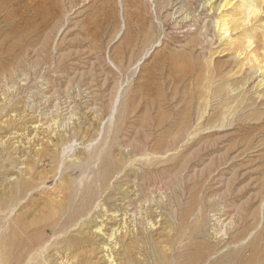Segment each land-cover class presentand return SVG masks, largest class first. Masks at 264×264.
Listing matches in <instances>:
<instances>
[{"label":"rangeland","instance_id":"1","mask_svg":"<svg viewBox=\"0 0 264 264\" xmlns=\"http://www.w3.org/2000/svg\"><path fill=\"white\" fill-rule=\"evenodd\" d=\"M243 1L245 0H0V143L10 140L4 149L0 146V195L4 190L3 178L12 171L10 165L14 162L9 163L11 157L16 156L13 153L10 159L6 156L3 158L2 151L6 149H17L18 154L23 156L20 160L33 168L31 176L37 178L40 174L37 181L41 180L40 183L46 185L44 194L34 192L26 200L24 205L28 208L23 216L25 226L15 227L13 231L8 228L0 235L2 264L23 263L32 247H39L49 237L48 241L54 239L53 234L60 230L61 225L56 227L51 219L61 210L65 215L68 213V219L65 218L63 222L68 225L73 222L79 210L75 209V205H70L71 210L66 207V211V201L60 205L51 203L52 199H61L53 198L50 194L52 190L61 185L63 195L67 191L69 197H75L80 202L103 185L100 178L102 167L106 161L114 160V157L122 159V162L127 158L130 161L132 159L131 168L129 167L132 172L128 169L129 175L124 178L126 183L121 179L122 187L119 191L123 195L121 197H125V202L133 201L129 209L134 217L127 218L129 221L125 225L138 228L136 225L144 224V219L148 218V222L155 227L150 233L144 230V236L156 240V256L161 255L163 263L264 264V97L257 99L253 87L262 77L264 79V63L259 67L258 74L254 75L250 72L254 69L248 61L250 58L246 59L243 54L237 58L240 48L254 42L247 49L253 54V47L258 48L261 44L264 7L257 16H252L246 22L248 5ZM244 51L241 50L243 53ZM261 53L260 50V57ZM5 80H12L14 84L16 82L13 90L10 89L13 93L7 89ZM2 82L7 86L2 85ZM74 86L75 91L72 88ZM8 92H11L10 96ZM34 99L40 102L35 103ZM38 104H42V107ZM51 105L55 107L52 108ZM32 107H35L36 112ZM69 119L72 120L69 122ZM53 120H57L58 124ZM60 125H66L62 127L65 132ZM99 126L101 131H98ZM40 144L49 154L48 158H41L43 160L40 159L37 163L32 158L39 151H32V147ZM66 145H70L68 149L72 152L60 156ZM124 146L127 147L126 150ZM126 153H130L128 157ZM53 154H57V157H52ZM159 156L160 159L157 160ZM59 162L63 167L61 174L64 177L60 175L58 178L56 167ZM147 178L149 180H145ZM70 180L72 181L69 182ZM142 180L144 183L149 181L150 185L144 184ZM156 189L162 190L163 195L156 192ZM166 192L170 193L167 195ZM41 208L44 210L40 212ZM216 213L220 215L217 216ZM210 218L218 219L224 225L230 220L232 223L228 226L233 231H228V237L218 235L213 239L207 232L213 223ZM131 220L134 221L130 223ZM34 221L38 223L34 224ZM224 225L219 227L220 230ZM144 227L145 224L143 229ZM60 231H64V228ZM75 233L68 232L60 236V239H75ZM155 236H161V239ZM38 238L43 241L38 242ZM171 240H174V245L169 242ZM159 241L163 248L158 244ZM54 244L55 242L51 243L44 257L52 255ZM147 247H142L141 244L138 258L142 264H155V256L150 255V247Z\"/></svg>","mask_w":264,"mask_h":264},{"label":"bare ground","instance_id":"2","mask_svg":"<svg viewBox=\"0 0 264 264\" xmlns=\"http://www.w3.org/2000/svg\"><path fill=\"white\" fill-rule=\"evenodd\" d=\"M46 1V0H45ZM149 1V0H148ZM172 1V0H171ZM206 1H212V0H206ZM231 1V0H230ZM147 2V1H146ZM244 2V4L246 5H248V7L246 8V11H247V13H246V15H245V21L246 22H249V20L252 18V16H257L260 12H261V10H262V8L264 7V0H245V1H243ZM143 3V2H142ZM169 3V2H168ZM205 3V2H204ZM45 4V3H44ZM171 4H172V2H171ZM120 5V4H119ZM124 5V4H123ZM169 4H167V6H168ZM209 5V4H208ZM211 5V4H210ZM13 6V5H12ZM166 6V7H167ZM171 6V5H170ZM173 8H174V6H173ZM179 8V7H178ZM208 8H210L209 6H208ZM219 8H222V6H219ZM6 9V8H5ZM29 9V8H28ZM218 9V8H217ZM165 10V9H164ZM171 10V9H170ZM173 10V9H172ZM210 10V9H209ZM179 11V10H178ZM48 12V11H47ZM65 12V11H64ZM172 12V11H171ZM182 12V11H181ZM21 13V12H20ZM178 13V12H177ZM174 14V13H173ZM15 15V14H14ZM13 15V16H14ZM171 15V14H170ZM182 15V14H181ZM188 15V14H187ZM182 16H184V15H182ZM23 17V16H22ZM31 17V16H30ZM15 18V17H14ZM184 18H186V17H184ZM64 20V19H63ZM183 20V19H182ZM21 24V23H20ZM26 24H27V22H26ZM30 24H32V23H30ZM216 26H217V24H216ZM262 27H264V26H262ZM27 29V28H26ZM263 30V29H262ZM262 30H260V31H262ZM262 34H261V36H262V39H261V44H259V46H258V48H255V47H253V54H251L250 52H248V48H250V47H252L253 45H254V42L253 43H251L249 46H246V47H243V48H240V53L238 54V56H237V58L239 59V56H241L242 54L243 55H246V59H248V58H250V60H248L249 61V63L251 64V65H253V67H254V69L253 70H251L250 72L252 73V74H254V75H257L258 74V70H259V67H262V64L264 63V32H261ZM4 34H6V33H4ZM13 35H14V33H13ZM61 35V34H60ZM219 37H221V36H219ZM12 38V37H11ZM260 39V38H259ZM13 41V40H12ZM11 41V42H12ZM16 41V40H15ZM4 42V41H3ZM6 42V41H5ZM260 43V42H259ZM257 47V46H256ZM241 50H245L244 51V53L243 52H241ZM260 50L262 51V53H261V57H260ZM42 51V50H41ZM259 51V52H258ZM44 52V51H43ZM26 53V52H25ZM34 53V52H33ZM257 53V54H256ZM40 54V53H39ZM38 55V54H37ZM4 57V56H3ZM28 61V60H27ZM24 62V61H23ZM32 62V61H31ZM30 62V63H31ZM21 66V65H20ZM40 66H41V64H40ZM13 70V69H12ZM21 70V69H20ZM30 72V71H29ZM17 73V72H16ZM7 75V74H6ZM261 75V74H260ZM10 76V75H9ZM3 77V76H2ZM13 77V76H12ZM6 79H7V77H5ZM11 78V77H10ZM9 78V79H10ZM8 80V79H7ZM19 80V79H18ZM45 80V79H44ZM0 81H1V79H0ZM6 81V80H5ZM4 81V82H5ZM21 81H22V78H21ZM7 82V85L4 83L3 84V82H2V85H4V86H7V89L8 90H13V88L12 87H14L15 86V84H16V82H15V84L12 82V80L11 81H6ZM9 83H12V85H9ZM23 83V82H22ZM38 85V84H37ZM36 85V86H37ZM44 85V84H43ZM48 85V84H47ZM50 86V85H49ZM56 86H58V85H56ZM62 86V85H61ZM51 87V86H50ZM253 87H255V95H256V98L258 99H260V98H262V97H264V79H263V77L260 79V80H258L257 81V83L256 84H254V86ZM40 88H41V86H40ZM66 88V87H65ZM72 88H75V86L74 87H72ZM6 89V91H8ZM59 89V88H58ZM67 89V88H66ZM69 89H71V87L69 86ZM4 90V89H3ZM10 90V91H11ZM32 90V89H31ZM42 90V89H41ZM73 90V89H72ZM76 90V88L73 90V91H75ZM252 90V89H251ZM253 90V91H254ZM257 90H258V93H257ZM261 90V91H260ZM2 91V90H1ZM53 91H55V90H53ZM59 91V90H58ZM61 91V90H60ZM66 91V90H65ZM68 91V90H67ZM66 91V92H67ZM79 91H81V89L79 90ZM12 93H13V91H11ZM10 92V93H11ZM16 92V91H15ZM28 92H29V90H28ZM9 93V92H8ZM10 93H9V96H10ZM36 93V92H35ZM46 93V92H45ZM64 93V92H63ZM73 93V92H72ZM83 93V92H82ZM86 93H88V92H86ZM2 94V93H1ZM7 94V93H6ZM5 94V95H6ZM75 94V93H74ZM73 94V95H74ZM84 94V93H83ZM4 95V94H3ZM37 95V94H36ZM35 95V96H36ZM40 95H42V94H40ZM50 95V94H49ZM54 95V94H53ZM58 95H59V93H58ZM69 95V94H68ZM67 95V96H68ZM71 95V94H70ZM72 95V96H73ZM118 95V94H117ZM243 95V94H242ZM8 96V97H9ZM63 96V95H62ZM253 96V95H252ZM2 97H4V96H2ZM7 97V98H8ZM51 97V96H50ZM49 97V98H50ZM79 97V96H78ZM84 97H85V95H84ZM87 97V96H86ZM89 97V96H88ZM118 97V96H117ZM237 97V96H236ZM6 98V97H5ZM37 98V97H36ZM44 98L45 97H43V101H45L44 100ZM52 99H53V97H51ZM60 98V97H59ZM254 98H255V96H254ZM30 99H32V97L30 98ZM41 99H42V96H41ZM77 99V98H76ZM86 99V98H85ZM116 100H117V98H115ZM256 99V100H257ZM4 100V99H3ZM33 100V99H32ZM54 100H55V98H54ZM115 100V101H116ZM7 101H8V99H7ZM18 101V100H17ZM34 101H35V99H34ZM36 101H37V99H36ZM36 101H35V103H36ZM46 101H47V99H46ZM56 102H57V100H55ZM261 101V100H260ZM4 102H6L5 100H4ZM26 102V101H25ZM29 102V101H28ZM38 103L40 102V101H37ZM42 102V101H41ZM62 101H60V103H61ZM79 102V101H78ZM86 102V101H85ZM84 102V103H85ZM33 103V102H32ZM32 103H31V105H32ZM34 103V104H35ZM44 102H42V104H43ZM47 103V102H46ZM54 103V102H53ZM65 103V102H64ZM72 103V105H73V102H71ZM87 103V102H86ZM114 102L112 101V105H114L113 104ZM7 104V103H6ZM10 104V103H9ZM28 104V103H27ZM41 104V105H42ZM63 104V103H62ZM70 104V103H69ZM30 105V106H31ZM38 105H40V104H38ZM40 105V106H41ZM54 105H56V103L54 104ZM64 105V104H63ZM84 105V104H83ZM88 105V104H87ZM22 106V105H21ZM29 106V105H28ZM42 106H44V104L42 105ZM41 106V107H42ZM62 106V105H61ZM70 106V105H69ZM85 106V105H84ZM18 107V106H17ZM25 107V106H24ZM51 107H52V105H51ZM53 107H55V106H53ZM52 107V108H53ZM64 107V106H63ZM26 108V107H25ZM27 108H29V107H27ZM33 108V107H32ZM46 108V107H45ZM80 108H81V105H80ZM84 108V107H83ZM2 109V108H1ZM31 109V108H30ZM35 109V107L33 108V110ZM38 109V108H37ZM44 109V108H43ZM55 109H57V108H55ZM55 109H53V110H55ZM63 109V108H62ZM96 109V108H95ZM3 110V109H2ZM22 110H23V108H22ZM32 110V109H31ZM32 110V111H33ZM45 110H47V108L45 109ZM52 110V109H51ZM65 111H67V109H64ZM82 110V109H81ZM84 110V109H83ZM27 111H28V109H27ZM30 111V110H29ZM35 111V110H34ZM33 111V112H34ZM38 111V110H37ZM59 111V110H58ZM60 111H61V109H60ZM72 111V110H71ZM87 111H88V109H87ZM86 111V112H87ZM112 111V110H111ZM111 111H109L110 112V114H111ZM36 112V111H35ZM39 112V111H38ZM44 112H46V111H44ZM57 112V111H56ZM55 112V113H56ZM61 112H64V111H61ZM68 112V111H67ZM6 113V112H5ZM14 113V112H13ZM40 114H42L41 112H39ZM51 113V112H50ZM58 113V112H57ZM64 113H66V112H64ZM69 113V112H68ZM113 113V112H112ZM19 114V113H18ZM33 114H35V113H33ZM36 114H38V113H36ZM46 114H47V112H46ZM72 114V113H71ZM70 114V115H71ZM76 114V113H75ZM95 114V113H94ZM52 115H53V113H52ZM56 115V114H55ZM61 115L63 116V113H61ZM65 115V114H64ZM82 115V114H81ZM13 116V115H12ZM21 116V115H20ZM19 116V117H20ZM24 116V115H23ZM43 116H45V115H43ZM48 116H49V114H48ZM61 116V117H62ZM76 116V115H75ZM112 116V115H111ZM15 117H16V112H15ZM36 117V116H35ZM39 117V116H38ZM78 117V116H77ZM76 117V118H77ZM13 118V117H12ZM34 118V117H33ZM52 118V117H51ZM50 118V119H51ZM63 118V117H62ZM71 118V117H70ZM83 118V117H82ZM10 119V118H9ZM39 119V118H38ZM43 119V118H42ZM47 119V118H46ZM75 119V118H74ZM73 119V120H74ZM105 119V118H104ZM16 120V119H15ZM44 120V119H43ZM61 120V119H60ZM63 120H65V119H63ZM72 120V119H71ZM70 119H69V122L71 121ZM0 121H1V119H0ZM40 121V120H39ZM51 121H52V119H51ZM53 121H55V120H53ZM75 121H76V119L74 120V123H75ZM97 121V120H96ZM11 122V121H10ZM18 122V121H17ZM47 124H50V123H48V121L46 120L45 121ZM56 123H57V120L55 121ZM68 122V123H69ZM46 123H45V125H46ZM51 123H53V125H54V122H51ZM65 123V122H64ZM64 123H63V125H64ZM95 123V122H94ZM2 124V123H1ZM0 124V125H1ZM58 124V123H57ZM61 124V123H60ZM65 124H67V122L65 123ZM84 124V123H83ZM4 125V124H3ZM38 125H40V124H38ZM59 126L61 129H62V127H65V126ZM68 125V124H67ZM30 126V125H29ZM46 126H48V125H46ZM52 126V125H51ZM77 126V125H76ZM50 126H48V128H49ZM68 127H69V125H68ZM15 128V127H14ZM57 128H58V126H57ZM60 128H58V129H60ZM98 128H100V126L98 127ZM28 129V128H27ZM52 129V128H51ZM198 129V128H197ZM1 130V129H0ZM63 130V129H62ZM61 130V131H62ZM72 130V129H71ZM74 130H75V128H74ZM192 130V129H191ZM14 131V130H13ZM12 131V132H13ZM24 131V130H23ZM59 131V130H58ZM64 131V130H63ZM67 131H69V130H67ZM77 131V130H76ZM89 131V130H88ZM98 131H101V128H100V130H98ZM104 131V130H103ZM11 132V131H10ZM16 132V131H15ZM39 132H40V130H39ZM42 132V131H41ZM65 132V131H64ZM70 132V131H69ZM83 132V131H82ZM84 132H86V131H84ZM95 132V131H94ZM195 132V131H194ZM198 132V131H197ZM59 133V132H58ZM57 133V134H58ZM63 133V132H62ZM89 133V132H88ZM101 133V132H100ZM99 133V134H100ZM103 133V132H102ZM114 133V132H113ZM151 133V132H150ZM190 133V132H189ZM35 134V133H34ZM33 134V135H34ZM52 134H53V132H52ZM52 134L50 135V137L52 136ZM66 134V133H65ZM74 134V133H73ZM98 134V135H99ZM104 134V133H103ZM193 132H192V136H193ZM39 135H41V134H39ZM59 135V134H58ZM81 135V134H80ZM114 135V134H113ZM187 135V134H186ZM190 135V134H189ZM189 135H188V137H189ZM3 136V135H2ZM23 136V135H22ZM36 136V135H35ZM61 136H65V135H62L61 134ZM191 136V135H190ZM18 137H19V134H18ZM43 137V136H42ZM78 137H80V136H78ZM94 137V136H93ZM92 137V138H93ZM116 137V136H115ZM152 137H153V135H152ZM187 137V138H188ZM195 137V136H194ZM27 138V137H26ZM44 138H46V137H44ZM56 138V137H55ZM71 138V137H70ZM81 138H83V137H81ZM98 138V137H97ZM104 138V137H103ZM119 138V137H118ZM117 138V139H118ZM171 138V137H170ZM184 138H186V137H184ZM47 139H49L48 137H47ZM53 139H54V136H53ZM62 139V138H61ZM77 139V138H76ZM76 139H75V141H76ZM94 139V138H93ZM102 139V138H101ZM111 139V138H110ZM194 139V138H193ZM7 140V139H6ZM18 140V139H17ZM20 140V139H19ZM28 140V139H27ZM32 140V139H31ZM55 140V139H54ZM91 140V139H90ZM97 140V139H96ZM104 140V139H103ZM112 140V139H111ZM175 140V139H174ZM173 140V141H174ZM191 140V139H190ZM8 141V140H7ZM7 141H4V142H2V143H0V146H2V149H4L8 144V142H10V140L7 142ZM51 141V140H50ZM49 141V142H50ZM66 141V140H65ZM105 141V140H104ZM171 141V139L169 140V142ZM187 141V140H186ZM186 141L184 142V143H186ZM19 142V141H18ZM54 142V141H53ZM74 142V141H73ZM79 142V141H78ZM106 142V141H105ZM111 142H113V140L111 141ZM121 142V141H120ZM119 142V143H120ZM156 142V141H155ZM169 142H167V143H169ZM195 142V141H194ZM12 143H15V142H13L12 141ZM11 143V144H12ZM26 143H27V141H26ZM42 144L44 143L43 141L41 142ZM71 143V142H70ZM83 143V142H82ZM90 143V142H89ZM99 143V142H98ZM107 143H108V145H109V141H107ZM122 143V142H121ZM166 143V144H167ZM183 143V144H184ZM28 144H30V143H28ZM36 144V143H35ZM42 144H40V145H35V146H33L32 148V151H39V152H37V153H33L34 155V157L32 158L33 160H34V162H37V163H39V160L41 159V158H48L47 156H48V154H49V152H47V151H45V148H43L42 149V147H43V145ZM45 144V143H44ZM49 144V143H48ZM91 144H92V142H91ZM90 144V145H91ZM123 144V143H122ZM171 144V143H170ZM20 145H21V143H20ZM57 145V144H56ZM59 145V144H58ZM57 145V146H58ZM74 145H76V143L74 144ZM159 145V144H158ZM15 146V145H14ZM26 146H28L27 144H26ZM63 146V145H62ZM70 146V145H69ZM69 146H64L63 147V150H62V152H61V154H59L60 156L62 155V156H64L65 154H69L70 152H72V150L71 149H68L69 148ZM77 146V145H76ZM89 146V145H88ZM120 146H121V144H120ZM162 146H163V144H162ZM165 146V145H164ZM185 146H187V145H184V147ZM12 147H13V145H12ZM31 147V146H30ZM106 147H108V146H106ZM105 147V148H106ZM113 147V146H112ZM125 147V146H124ZM124 147H122V148H124ZM159 147V146H158ZM172 147V146H171ZM179 147V146H178ZM126 148L127 147H125V150H126ZM180 148V147H179ZM11 149V148H10ZM27 149V148H26ZM28 149L30 150V148L28 147ZM47 149V148H46ZM56 150H57V148H55ZM88 149V148H87ZM95 149V148H94ZM109 149V148H108ZM150 149H151V147H150ZM149 149V150H150ZM61 150V149H60ZM75 150V149H74ZM107 150V149H106ZM128 150V149H127ZM142 150V149H141ZM148 150V152H150ZM156 150V149H155ZM5 151H8V153L7 152H5ZM5 151H2V156H3V158H4V156H6V158H8V159H10V157L12 156V154L14 153L16 156L15 157H11V161L9 162L10 164H11V162H14L12 165H10L11 166V172L10 173H8V174H6V176H5V178H3V184H4V190H2L3 192H2V195H0V235L2 234V233H4L6 230H8V228H11V230L13 231V229L16 227H18V228H22V226L21 225H24L23 224V216H24V212L27 210V206L26 205H24L25 204V202H26V200L28 199V198H30L33 194H34V192H38V193H40V194H44V192H43V189H45L44 187L46 186L45 184H41L40 182H42L41 180H40V182L39 181H37V180H39L38 178H39V175H38V177L36 178V177H34V176H31L32 175V172H33V168H30L29 166H27L26 165V163L25 162H22L20 159L23 157L22 155H20V154H18L19 152H17V149H15V148H12L11 150H9V149H6ZM111 151V150H110ZM109 151V152H110ZM153 151V150H152ZM161 151H162V149H161ZM180 151V150H179ZM182 151V150H181ZM24 152V151H23ZM84 152V151H83ZM115 152V151H114ZM118 152V151H117ZM125 152H127V151H125ZM155 152V151H154ZM157 152H159V150L157 151ZM177 152V151H176ZM27 153V152H26ZM59 153V152H58ZM87 153V152H86ZM106 153V152H105ZM104 153V154H105ZM116 153V152H115ZM119 153V152H118ZM123 153H124V151H123ZM138 153V152H137ZM141 153V152H140ZM139 153V154H140ZM151 153V152H150ZM180 153V152H179ZM179 153H177L178 155H179ZM72 154V153H71ZM82 154V153H81ZM112 153H110V155H111ZM121 154H122V152H121ZM121 154H119V155H121ZM128 154H130V153H128ZM128 154L126 153V155H127V157H128ZM136 154V153H135ZM149 154V153H148ZM151 154H153V153H151ZM172 154H175V153H172ZM171 154V155H172ZM181 154H182V152H181ZM11 155V156H10ZM25 155V154H24ZM89 156H90V154H88ZM124 155V154H123ZM164 155H165V153H164ZM88 156V157H89ZM114 156H115V154H114ZM113 156V157H114ZM141 156V155H140ZM144 157H145V155H143ZM147 156V155H146ZM154 156V155H153ZM166 156V155H165ZM52 157H57V154H53V156ZM67 157V156H66ZM77 157V156H76ZM84 157V156H83ZM92 156H90V158H91ZM105 157V156H104ZM119 157H121V156H119ZM136 157V156H135ZM134 157V158H135ZM138 157V156H137ZM161 157H162V159H163V156L161 155ZM167 157L168 158H170L168 155H167ZM175 157V156H174ZM25 158V157H24ZM72 158V157H71ZM75 158V157H74ZM81 157H79V159H80ZM87 158V157H86ZM93 158V157H92ZM95 158V157H94ZM98 158V157H97ZM133 158V159H134ZM139 158V157H138ZM145 158H147V157H145ZM178 158V157H177ZM176 158V159H177ZM26 159V158H25ZM67 159V158H66ZM103 159V158H102ZM125 159V158H124ZM158 159H160V156H159V158H157V160ZM167 159V158H166ZM172 159V158H171ZM170 159V161H172ZM175 159V158H174ZM179 159V158H178ZM4 160V159H3ZM2 160V161H3ZM41 160H43V159H41ZM49 160V159H48ZM52 160H54L53 158H52ZM70 159L68 158V161H69ZM76 160L78 161V159L76 158ZM75 160V161H76ZM84 160V159H83ZM82 160V161H83ZM126 160V159H125ZM125 160H123V162H122V159L120 160V158L119 159H115V157H114V160H112L111 159V161L110 162H105L104 163V165H103V167H102V171H101V174H100V178H101V181H102V183H103V185L102 186H100L99 187V190L98 191H96L94 194H91V195H89V196H85V198L84 199H81V201L80 202H77L76 201V198H75V202H74V198L71 196V197H69L68 195H67V191H66V193H65V195H63V193H62V186L60 185V187L59 188H57V189H55V190H52L51 191V195L53 196V198H61V199H58V200H50V201H52L51 203H55V204H57V205H60V204H62V203H64L65 201H66V203H67V205L64 207L65 209H66V207H68L70 210H71V208H70V205H71V207H73L72 205H75V209H77V210H79L78 211V213L75 215L76 217H75V219L73 220V222L70 224V225H68V224H66L65 222H63V220H65V218H66V220L68 219V217H66V215L68 214H64L63 213V211L61 210L58 214H56L55 216H51L52 217V221H54V223H55V226L57 225V226H59V225H61V228H60V230L62 229V228H64V231H57V232H55V230H53V232H55L54 234H53V236H54V239H52L51 241H48V239L49 238H51V237H49L48 239H47V241H44L45 243H43V242H41V244H40V246H39V244H38V242H40V240L41 241H43L41 238H42V236H41V238L39 239V240H37L38 242H37V244H38V246L39 247H36V248H31V250H29V254L27 255V258L25 259V261L23 262L24 264H142L143 262H141L140 261V259L138 258V255H140V252L138 251V249L141 247V244H142V247L143 246H148V247H150V250H151V252H150V255L152 256V257H154L155 256V258H154V260L156 261H154V260H152V262L154 261L155 262V264H160V263H162V264H167V263H163V261H161L162 259H161V255H160V257L159 256H156V254H157V251H156V247H155V244H157L156 243V240L154 241L153 240V237H151V239L150 238H146L144 235V230H147L148 231V233H150V230H154L153 228L155 227V226H153V225H151V223H149L148 222V218H145L144 219V224H145V227H144V229H143V226H144V224L143 223H141V225L140 224H137V222H136V226L138 227V228H135L134 226L132 227V228H130L129 227V225H125L128 221H129V219L127 220V218H133L134 217V215H132V213H131V209H129V207L130 206H132V203L131 202H133V201H131V200H128V202H125L124 201V198L123 197H121V196H123V195H121V193L119 192V191H121V187H122V185L120 184V182H121V179H123V181H124V183H126L125 182V180H124V178H127V176L129 175H127V172H128V169H130L131 167H130V165H131V161H132V159H131V161L127 158V160L125 161ZM155 160V159H154ZM25 161V160H24ZM93 161V160H92ZM125 161V162H124ZM133 161H135V160H133ZM153 161V160H152ZM167 160H165V162H166ZM169 161V160H168ZM29 162H31V161H29ZM86 162V161H85ZM85 162H84V164H85ZM96 162V161H95ZM94 162V163H95ZM135 162H137V160L135 161ZM139 162V161H138ZM143 162V161H142ZM158 162V161H157ZM156 162V163H157ZM163 162V161H162ZM1 163V162H0ZM9 163H7V164H9ZM67 163V162H66ZM89 163V162H88ZM91 163V162H90ZM89 163V164H90ZM159 163V162H158ZM157 163V164H158ZM161 163V162H160ZM48 164V163H47ZM52 164V163H51ZM54 164V163H53ZM57 164V163H56ZM70 164V163H69ZM100 164H102V163H100ZM121 164V166L119 167V165ZM144 164H145V162H144ZM150 164V163H149ZM64 165V164H63ZM66 165H68V164H66ZM93 165V164H92ZM91 165V166H92ZM20 166H24V167H20ZM31 166H33V165H31ZM50 166V165H49ZM80 166V165H79ZM86 166V165H85ZM89 166V165H88ZM99 166V165H98ZM140 166V165H139ZM4 167H5V165H4ZM67 167H69V166H67ZM96 167V166H95ZM100 167V166H99ZM130 167V168H129ZM136 167H138V166H136ZM142 167V166H141ZM144 167H146V166H144ZM153 167H155V166H153ZM7 168V167H6ZM50 168V167H49ZM62 168L63 167H61V165H60V162L58 163V165H57V167H56V174L58 175V178L60 177V175H62L61 174V170H62ZM83 168V167H82ZM85 168V167H84ZM151 168V167H150ZM9 169V168H8ZM87 169V168H86ZM85 169V170H86ZM125 169V170H124ZM138 169V168H137ZM5 170V169H4ZM51 170V169H50ZM89 170H91V169H89ZM132 169H130V171H131ZM134 170V169H133ZM147 170V169H146ZM7 171V170H6ZM43 171V170H42ZM67 171H69V170H67ZM136 172H138L137 170H135ZM142 171V170H141ZM141 171H140V173H141ZM145 171V170H144ZM39 172V171H38ZM49 172V171H48ZM62 172H63V170H62ZM113 172V173H112ZM132 172V171H131ZM135 172V173H136ZM45 173V172H44ZM66 173V172H65ZM69 173V172H68ZM84 173V172H83ZM82 173V174H83ZM85 173L86 174H88L86 171H85ZM93 173V172H92ZM96 173V172H95ZM122 173H124V176L122 175ZM139 173V174H140ZM35 174H36V172H35ZM70 174V173H69ZM143 174V173H142ZM149 174V173H148ZM37 175V174H36ZM43 175V174H42ZM85 175V174H84ZM91 175V174H90ZM132 175V174H131ZM136 175H137V173H136ZM141 175V174H140ZM44 176V175H43ZM47 176V175H46ZM53 176V175H52ZM63 176V175H62ZM93 176V175H92ZM135 176V175H134ZM143 176V175H142ZM146 176V175H145ZM2 177V176H1ZM42 177V176H41ZM64 177V176H63ZM81 177V176H80ZM84 177H86V176H84ZM144 177V176H143ZM148 177V176H147ZM73 179H74V176L72 177ZM87 178H88V176H87ZM92 178V177H91ZM97 178V177H96ZM130 178V177H129ZM135 178V177H134ZM41 179V178H40ZM52 179V178H51ZM55 179H56V176H55ZM63 179V178H62ZM77 179V178H76ZM94 179V178H93ZM132 179V178H131ZM141 179V178H140ZM143 179V178H142ZM2 180V179H1ZM0 180V181H1ZM34 180H36V181H34ZM64 180V179H63ZM86 180V179H85ZM91 180V179H90ZM144 180V179H143ZM143 180L141 181V182H143ZM145 180H149L148 178L147 179H145ZM49 181V180H48ZM72 180H70L69 182H71ZM84 181V180H83ZM127 181H128V179H127ZM43 182H44V180H43ZM46 182V181H45ZM63 182V181H62ZM77 182V181H76ZM97 182V181H96ZM136 182V181H135ZM134 182V183H135ZM140 182V184H142ZM149 181H147V183H144V184H149L148 183ZM124 183H122L123 184V186L125 185ZM133 183V182H132ZM138 183V182H137ZM155 183V182H154ZM47 184V183H46ZM65 184V183H64ZM71 184V183H70ZM136 184V183H135ZM139 184V183H138ZM2 185V184H1ZM65 185H67V183L65 184ZM71 185H73V184H71ZM77 185V184H76ZM132 185V184H131ZM143 185V184H142ZM150 185V184H149ZM148 185V186H149ZM155 185V184H154ZM90 186H91V184H90ZM129 186V185H128ZM145 186V185H144ZM144 186H142V187H144ZM68 187V186H67ZM72 187V186H71ZM125 187V186H124ZM153 187V186H152ZM158 188H159V186H157ZM161 187V186H160ZM164 187V186H163ZM65 188V187H64ZM130 188V187H129ZM140 188V187H139ZM147 188V187H146ZM156 188V187H155ZM165 188H168V187H165ZM48 189V188H47ZM49 189H52V188H49ZM77 189V188H76ZM125 189H127V188H125ZM133 189H136V188H133ZM141 189V188H140ZM139 189V190H140ZM1 190V189H0ZM65 190H66V188H65ZM138 190V189H137ZM144 190H145V188H144ZM50 191V190H49ZM78 191V190H77ZM132 191V190H131ZM136 191V190H135ZM159 191V189L157 190L156 189V192H158ZM162 191V190H161ZM161 191H159V192H161ZM168 191V190H167ZM133 192V191H132ZM60 193V194H59ZM78 193V192H77ZM76 193V194H77ZM135 193V192H134ZM133 193V194H134ZM162 193V192H161ZM161 193H159V195L161 194ZM167 193V192H166ZM168 193H170V192H168ZM168 193H167V195H168ZM73 194V193H72ZM125 194V193H124ZM132 194V195H133ZM150 194V193H149ZM60 195V196H59ZM136 195V194H135ZM137 195H139V194H137ZM145 195H146V193H145ZM161 195H163V193L161 194ZM37 196V195H36ZM49 196V195H48ZM150 196V195H149ZM151 196H152V194H151ZM189 196V195H188ZM69 197V198H68ZM127 197V196H126ZM139 197V196H138ZM145 197V196H144ZM147 197V196H146ZM157 197V196H156ZM159 197V196H158ZM48 198V197H47ZM55 198V199H56ZM136 198H137V196H136ZM136 198H135V200H136ZM140 198V197H139ZM138 198V199H139ZM46 199V198H45ZM44 199V200H45ZM48 199H50V197L48 198ZM72 199V200H71ZM128 199H129V197H128ZM133 199H134V197H133ZM132 199V200H133ZM146 199V198H145ZM167 199V198H166ZM171 199V201H172V198H170ZM216 199V198H215ZM30 200V199H29ZM36 200H37V198H36ZM127 200V199H126ZM153 200H155V197H154V199ZM157 200V199H156ZM164 200V199H163ZM221 200V199H220ZM219 200V201H220ZM49 201V202H50ZM63 201V202H62ZM141 201V200H140ZM158 201V200H157ZM42 202V201H41ZM136 202H137V200H136ZM147 202V201H146ZM145 202V203H146ZM160 202H162V201H160ZM210 202V201H209ZM213 202V201H212ZM217 202V201H216ZM31 203V202H30ZM43 203H44V201H43ZM44 204H46V201H45V203ZM55 204H54V206H55ZM157 204V203H156ZM23 205L25 206V207H23ZM43 205V204H42ZM52 205L53 204H51V209H52ZM149 205H150V203H149ZM158 205V204H157ZM166 205V204H165ZM168 205V204H167ZM174 205V204H173ZM30 206V205H29ZM32 206V205H31ZM49 206H50V203H49ZM136 206H138L137 204H136ZM35 207V206H34ZM142 207V206H141ZM143 207H145V206H143ZM159 207V206H158ZM169 207V206H168ZM171 207V206H170ZM39 208H40V206H39ZM56 208H58L57 206H56ZM62 207H60V209H61ZM146 208V207H145ZM152 208V207H151ZM153 208H154V205H153ZM42 209L43 208H41V210H40V212L42 211ZM54 209V208H53ZM63 209V208H62ZM141 209V208H140ZM144 209V208H143ZM159 210H160V208H158ZM170 209V208H169ZM219 209V208H218ZM217 209V210H218ZM38 210V211H39ZM44 210V209H43ZM137 210H139V208L137 209ZM211 210V209H210ZM214 210V209H213ZM30 211V210H29ZM38 211H36L35 210V212H38ZM54 211V210H53ZM59 211V210H58ZM66 211H67V209H66ZM149 211V210H148ZM165 211V210H164ZM212 211V210H211ZM225 211V210H224ZM260 211V210H259ZM44 212V211H43ZM138 212H140V211H138ZM146 212V211H145ZM145 212H143V213H145ZM161 212H162V210H161ZM178 212V211H177ZM217 212H219V211H217ZM160 213V212H159ZM158 213V214H159ZM196 213H197V211H196ZM203 213V212H202ZM138 214V213H137ZM142 214V213H141ZM148 214H150V213H148ZM167 214V213H166ZM166 214H164V215H166ZM171 214V213H170ZM169 214V215H170ZM209 214H211V213H209ZM217 214V216L218 215H220V214H218V213H216ZM215 214V215H216ZM223 214V213H222ZM25 215H26V213H25ZM32 215H34V214H32ZM31 215V216H32ZM39 215V214H38ZM37 215V216H38ZM70 215V214H69ZM140 215V214H139ZM143 215V214H142ZM152 215V214H151ZM150 215V216H151ZM202 215V214H201ZM204 215H205V213H204ZM215 215H214V217L213 218H215ZM224 215V214H223ZM35 216V215H34ZM158 216V215H157ZM200 216V215H199ZM213 216V215H212ZM40 217V216H39ZM136 217V216H135ZM146 217H147V214H146ZM162 217V216H161ZM167 217H168V215H167ZM173 217V216H172ZM210 217V216H209ZM219 217H221V216H219ZM35 218V217H34ZM49 218H50V215H49ZM140 218V217H139ZM139 218H138V220H139ZM171 218V217H170ZM218 218V217H217ZM223 218H226V216H224ZM25 219V218H24ZM73 219V218H72ZM197 219V218H196ZM200 219H202V218H200ZM211 219V218H210ZM219 219V218H218ZM218 219H211L212 220V224H211V226H210V228L207 230V232H208V234L210 235V237H212L213 239H216L217 237H218V235L219 236H223V237H225V236H227V234H229V230H231L232 229V227H230V226H228V225H230V223H232V222H229L228 221V223L226 224V222H225V225L224 224H222V223H220L219 221H218ZM227 219V218H226ZM233 219V218H232ZM51 220H48V221H51ZM134 220H136V219H134ZM134 220H131V222L130 223H132ZM151 220V219H150ZM223 221L225 220V219H222ZM258 220H259V218H258ZM25 221V220H24ZM28 221V220H27ZM48 221H46V222H48ZM140 221H141V219H140ZM147 221V222H146ZM157 221V220H156ZM160 221H161V219H160ZM200 221V220H199ZM208 221H209V219H208ZM236 221V220H235ZM26 222V221H25ZM36 221H34V224H37L38 223V221L35 223ZM151 222V221H150ZM205 222V221H204ZM234 222V221H233ZM239 222H241V221H239ZM260 222V221H259ZM49 223V222H48ZM51 223H53V222H51ZM50 223V224H51ZM67 223H68V221H67ZM163 223H165V222H163ZM169 222H167V224H168ZM211 223V222H210ZM235 223V222H234ZM30 224V223H29ZM45 225L47 224V223H44ZM153 224V223H152ZM155 224V223H154ZM166 224V225H167ZM175 224H176V222H175ZM200 224V223H199ZM220 224V225H219ZM222 224V225H221ZM237 224H238V222H237ZM44 225V226H45ZM133 225V224H132ZM224 225V228L223 227H221L222 229L220 230V226H223ZM232 225V224H231ZM236 225V224H235ZM10 226H12V227H10ZM25 226V225H24ZM37 226V225H36ZM41 226V225H40ZM39 226V227H40ZM56 226V227H57ZM158 226V225H157ZM189 226V225H188ZM27 227V226H26ZM26 227H25V230H26ZM28 227H29V225H28ZM47 227H48V224H47ZM55 227V228H56ZM171 227V226H170ZM174 227V226H173ZM172 227V228H173ZM176 227V226H175ZM252 227V226H251ZM250 227V228H251ZM32 227L30 226V229H31ZM157 228V227H156ZM166 228V227H165ZM171 228V229H172ZM235 228H237V227H235ZM239 228V227H238ZM28 229V228H27ZM36 229V228H35ZM35 229H33V230H35ZM143 229V230H142ZM170 229V228H169ZM199 229V228H198ZM252 229H253V227H252ZM29 230V229H28ZM32 230V231H33ZM41 229H39V231H40ZM49 230V229H48ZM142 230V231H141ZM174 230H175V228H174ZM240 230V229H239ZM256 230V229H255ZM11 231V232H12ZM36 231H38V230H36ZM36 231H34V233H36ZM52 231V230H51ZM76 232L74 235H77V237L75 238V239H72V240H67V239H60V236H63V235H66L68 232L70 233V232ZM199 231V230H198ZM226 231L228 232V233H226ZM231 231H233V230H231ZM8 232L9 231H7V234H8ZM16 232V231H15ZM14 232V233H15ZM20 232V231H19ZM159 232V231H158ZM204 232V231H203ZM235 232V231H234ZM238 232V231H237ZM244 232V231H243ZM17 233H18V231H17ZM145 233H146V231H145ZM170 233H171V231H170ZM185 233V232H184ZM233 233V232H232ZM249 233V232H248ZM25 234V233H24ZM43 234V233H42ZM52 234V233H51ZM50 234V235H51ZM73 234V233H72ZM175 234V233H174ZM198 234V233H197ZM250 234V233H249ZM258 234V233H257ZM23 235V234H22ZM35 235V234H34ZM160 235V234H159ZM172 235V234H171ZM182 235V234H181ZM3 236V235H2ZM8 236H10L9 234H8ZM13 236H14V234H13ZM25 236V235H24ZM33 236V235H32ZM45 236V235H44ZM165 236V235H164ZM242 236V235H241ZM248 236V235H247ZM252 236V235H251ZM251 236H250V238L249 239H251ZM5 237H6V235H5ZM22 237V236H21ZM26 237V236H25ZM39 237V236H38ZM150 237V236H149ZM155 237H158V236H155ZM161 237V236H160ZM160 237H158L159 239H161ZM185 237V236H184ZM203 237V236H202ZM228 237V236H227ZM3 238V237H2ZM16 238V237H15ZM29 238V237H28ZM27 238V239H28ZM32 238V237H31ZM30 238V239H31ZM47 238V237H46ZM66 238H68V237H66ZM71 238V237H70ZM173 238H174V236H173ZM176 238V237H175ZM179 238V237H178ZM212 238H210V239H212ZM11 239V238H10ZM23 239V238H22ZM33 239V238H32ZM166 239V238H165ZM177 239V238H176ZM180 239H182V238H180ZM179 239V240H180ZM193 239V238H192ZM229 239V238H228ZM248 239V238H247ZM258 239H260V238H258ZM6 240V239H5ZM29 240V239H28ZM35 240V239H34ZM44 240H46V239H44ZM164 240V239H163ZM178 240V241H179ZM253 240V239H252ZM7 241V240H6ZM12 241V240H11ZM11 241H9V243L11 242ZM154 241V242H153ZM245 241V240H244ZM244 241L242 242V244L244 243ZM247 241V240H246ZM249 241H251V240H249ZM255 241V240H254ZM12 242H14V241H12ZM35 243H36V241H34ZM53 242H55V244H54V246H53V249L51 250L52 251V255H50V256H45L44 257V255L47 253V250H48V248L50 247V245H51V243L53 244ZM160 242V241H159ZM158 242V244H161L162 242H160L159 243ZM169 242H172V240L171 241H169ZM173 242H174V240H173ZM172 242V244L174 245V243ZM209 242V241H208ZM223 242V241H222ZM252 242V241H251ZM257 242V241H256ZM1 243V242H0ZM15 243V242H14ZM20 243V242H19ZM43 243V244H42ZM175 243H177V241L175 242ZM182 243V242H181ZM204 243V242H203ZM206 243V242H205ZM221 242H219V244H220ZM237 243V242H236ZM235 243V244H236ZM240 243H241V241H240ZM255 243V242H254ZM7 244V243H6ZM12 243H10V245H11ZM34 244V243H33ZM32 244V245H33ZM36 244V245H37ZM180 244V243H179ZM258 244V243H257ZM21 245V244H20ZM168 245V244H167ZM177 245V244H176ZM181 245V244H180ZM184 245V244H183ZM16 246V245H15ZM161 246H162V244H161ZM166 246V245H165ZM200 246V245H199ZM233 246H234V244H233ZM243 246H245V245H243ZM257 246V245H256ZM4 247H6V246H4ZM13 247V246H12ZM24 247H26V246H24ZM148 247H147V249H148ZM238 247V246H237ZM246 247V246H245ZM16 248V247H15ZM14 248V249H15ZM17 248H19V246L17 247ZM16 248V249H17ZM21 248V247H20ZM30 248V247H29ZM29 248H27V249H29ZM52 248V247H51ZM162 248H163V246H162ZM173 248V247H172ZM258 248V247H257ZM8 249V248H7ZM26 249V250H27ZM183 249V248H182ZM246 249V248H245ZM18 250V249H17ZM170 250H172V249H170ZM236 250V249H235ZM240 250H241V248H240ZM251 251V250H250ZM254 251V250H253ZM258 251H259V249H258ZM3 252H5V248H3ZM148 252V251H147ZM164 252V251H163ZM176 252V251H175ZM257 252V251H256ZM165 253V252H164ZM167 253V252H166ZM237 253V252H236ZM1 254V253H0ZM7 254V253H6ZM5 254V255H6ZM13 254V253H12ZM11 254V255H12ZM20 254V253H19ZM18 254V257H20V255ZM178 254V253H177ZM218 254V253H217ZM260 254V253H259ZM10 255V251H9V254H8V256ZM26 255V254H25ZM145 255V254H144ZM143 255V256H144ZM150 255H149V257H150ZM175 255V254H174ZM247 255V254H246ZM264 255V254H263ZM17 256V255H16ZM172 256V255H171ZM200 256V255H199ZM17 257V258H18ZM22 257H24V256H22ZM169 257V256H168ZM181 257V256H180ZM254 257V256H253ZM262 257V256H261ZM11 258V257H10ZM16 258V259H17ZM141 258V257H140ZM210 259H211V256L209 257ZM255 258V257H254ZM5 259V258H4ZM9 259V258H8ZM12 259V258H11ZM19 259V258H18ZM17 259V260H18ZM24 259V258H23ZM50 259H52L51 260V262L49 261ZM146 259V258H145ZM149 259V258H148ZM152 259V258H151ZM179 259V258H178ZM248 259V258H247ZM14 260V259H13ZM245 260V259H244ZM262 260V259H261ZM4 261V260H3ZM21 261V260H20ZM171 261V260H170ZM251 261V260H250ZM5 262V261H4ZM149 262V261H148ZM3 262H2V260H1V257H0V264H2ZM16 263V262H15ZM18 263V262H17ZM22 263V262H21ZM20 262H19V264H21ZM22 263V264H23ZM150 263V262H149ZM206 263V262H205ZM249 263V262H248ZM258 263V262H257ZM260 263V262H259ZM9 264V263H8ZM12 264V263H11ZM14 264V263H13ZM146 264V263H145ZM152 264H154V263H152Z\"/></svg>","mask_w":264,"mask_h":264}]
</instances>
